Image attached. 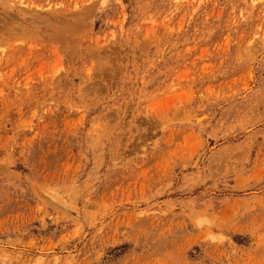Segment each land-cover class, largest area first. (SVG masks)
<instances>
[{"label":"rangeland","instance_id":"obj_1","mask_svg":"<svg viewBox=\"0 0 264 264\" xmlns=\"http://www.w3.org/2000/svg\"><path fill=\"white\" fill-rule=\"evenodd\" d=\"M0 264H264V0H0Z\"/></svg>","mask_w":264,"mask_h":264},{"label":"bare ground","instance_id":"obj_2","mask_svg":"<svg viewBox=\"0 0 264 264\" xmlns=\"http://www.w3.org/2000/svg\"><path fill=\"white\" fill-rule=\"evenodd\" d=\"M63 23V22H62Z\"/></svg>","mask_w":264,"mask_h":264}]
</instances>
